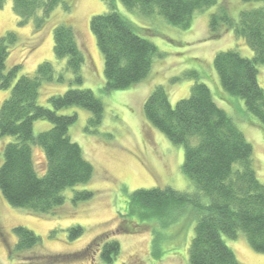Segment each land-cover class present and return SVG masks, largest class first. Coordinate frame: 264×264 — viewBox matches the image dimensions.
I'll return each mask as SVG.
<instances>
[{
	"label": "trees",
	"instance_id": "trees-1",
	"mask_svg": "<svg viewBox=\"0 0 264 264\" xmlns=\"http://www.w3.org/2000/svg\"><path fill=\"white\" fill-rule=\"evenodd\" d=\"M4 1L0 0V6ZM103 1L109 10L93 16L90 29L104 56L108 92L128 89L148 78L155 58L160 55L157 46L143 35V28L118 11L117 3L142 16L158 14L180 28L189 27L195 14L217 3V0ZM243 1L261 4L242 11L237 21L225 12L222 17L213 14L211 28L213 36H219L218 21L223 19L227 29L251 47L254 56L244 57L234 49L220 51L214 58V68L222 88L243 99L248 115L256 120L253 123L264 128V89L258 80V66L264 65V0ZM60 6L66 12L72 8L70 0H13L19 24L34 19L38 28ZM17 41V34L12 31L0 38V90L9 91L0 107V193L14 207L32 214L53 215L66 202L65 190L89 183L95 173L94 165L69 134L77 114L62 115L59 111L82 107L91 113L90 122L96 125L102 122L104 105L92 90L74 88V82L83 81L82 68L87 56L71 24L63 22L56 26L54 54L66 60V70L73 80L70 79V88L65 93L49 97L51 106L39 103L43 83L65 81V74L57 73L50 61L39 64L33 75H21L20 64L8 69L10 48ZM194 76L198 79V75ZM143 113L150 125L184 148L183 171L207 200L202 202L200 194L193 197L171 187L138 189L132 193L131 202L139 208V214L149 217L165 208L166 213H174L167 219L169 222L188 206L195 210L198 220L188 246L190 264H241L224 239V236L235 239L241 232L255 251L264 253V182L255 169L254 149L234 119L217 104L208 84L197 80L190 95L175 105L167 90L158 86L146 99ZM38 120H47L52 127L36 134L34 126ZM4 138L8 140L3 142ZM37 146L46 159L43 171L37 169L34 160ZM92 197L91 191L83 190L75 195L74 201ZM143 224L155 228L156 223ZM123 228L128 232L137 230L135 225ZM14 231L17 237L14 250L30 251L40 246L41 237L31 229L16 226ZM69 234L75 239L83 234V229L70 228ZM120 250L116 238L106 240L99 254L102 262L113 264Z\"/></svg>",
	"mask_w": 264,
	"mask_h": 264
},
{
	"label": "rangeland",
	"instance_id": "rangeland-1",
	"mask_svg": "<svg viewBox=\"0 0 264 264\" xmlns=\"http://www.w3.org/2000/svg\"><path fill=\"white\" fill-rule=\"evenodd\" d=\"M70 2V11L58 7L38 28L34 19L19 24L13 0H5L0 6V38L11 31L18 37L10 48L8 69L20 64L21 75H33L39 64L50 61L57 73L65 74V81L43 83L39 103L51 106L49 97L65 93L70 88V79L73 80L66 70V60L54 54V30L63 22L74 27L87 56L82 68L83 81L81 84L74 82V88L92 90L104 105V115L101 124L93 125L91 113L82 107L71 106L59 113L77 114L69 134L94 165L95 173L89 183L65 190L66 202L53 215L32 214L14 207L0 193V264H105L99 254L105 241L113 238L121 245L113 264H190L188 246L198 220L196 211L188 206L172 221L166 222L173 212L166 213L164 208L153 216L142 217L139 208L131 202L132 193L143 188L171 187L193 197L200 194L183 171L184 148L173 144L147 122L143 106L158 86L167 90L175 105L190 95L197 80L205 82L217 104L234 119L252 144L255 169L264 182V128L254 124L256 120L248 115L243 99L222 88L214 68V58L220 51L234 49L248 58H252L254 52L244 39L227 29L223 19L218 21L216 33L219 36L214 37L211 28L213 14L222 17L225 12L237 21L242 11L261 3L217 0L215 5L195 14L187 28L171 25L158 14L142 16L117 3L118 11L143 28L144 34H141L157 46L160 55L155 58L148 78L128 89L108 92L104 56L90 22L93 16L107 12L109 7L103 0ZM194 75H198V79ZM258 80L264 89L262 64L258 66ZM8 94V90H0V107ZM51 127L49 121L38 120L34 130L39 134ZM1 149L0 140V165ZM34 160L37 169L43 171L46 159L40 146L34 147ZM83 190L91 191L93 197L75 202V195ZM200 199L207 200L201 194ZM152 222L156 223L155 228L143 224ZM132 225L137 230L128 232L123 228ZM16 226H24L40 236V246L30 251L14 250ZM76 226L82 227L83 234L71 239L69 229ZM224 239L241 264H264V253L255 251L243 232L235 239L227 236Z\"/></svg>",
	"mask_w": 264,
	"mask_h": 264
}]
</instances>
